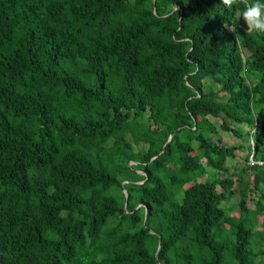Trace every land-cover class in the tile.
<instances>
[{
    "label": "trees",
    "instance_id": "trees-1",
    "mask_svg": "<svg viewBox=\"0 0 264 264\" xmlns=\"http://www.w3.org/2000/svg\"><path fill=\"white\" fill-rule=\"evenodd\" d=\"M242 11L0 0V264H264V34Z\"/></svg>",
    "mask_w": 264,
    "mask_h": 264
},
{
    "label": "clouds",
    "instance_id": "clouds-1",
    "mask_svg": "<svg viewBox=\"0 0 264 264\" xmlns=\"http://www.w3.org/2000/svg\"><path fill=\"white\" fill-rule=\"evenodd\" d=\"M228 8L243 5L242 17L249 32L264 34V0H222Z\"/></svg>",
    "mask_w": 264,
    "mask_h": 264
},
{
    "label": "rangeland",
    "instance_id": "rangeland-1",
    "mask_svg": "<svg viewBox=\"0 0 264 264\" xmlns=\"http://www.w3.org/2000/svg\"><path fill=\"white\" fill-rule=\"evenodd\" d=\"M222 135H223V137L225 138V140H226L228 143L233 144V145H242L240 140H238V139H236V138H234V137H231V136H229L228 134H224V133H222ZM243 147H245V145H243ZM245 152H246L245 150H244V151L241 150L240 152H238V155H239L240 157H243L244 154H245ZM250 161H251V160H250ZM250 161H249V164H251ZM230 163H231V162H230ZM230 163H229V164H230ZM123 183H124V182H123ZM239 200H240V195H239V194L235 195V196L233 197V199H231V200L228 201V203H227V207L230 208L231 210L235 211L236 213L239 212L237 206L235 205L236 203L239 202ZM256 229H258V227H256ZM256 241H257V240H256ZM259 245H261V243H260Z\"/></svg>",
    "mask_w": 264,
    "mask_h": 264
},
{
    "label": "water",
    "instance_id": "water-1",
    "mask_svg": "<svg viewBox=\"0 0 264 264\" xmlns=\"http://www.w3.org/2000/svg\"><path fill=\"white\" fill-rule=\"evenodd\" d=\"M177 130H179V128H177L175 131H173L172 134L169 136V138H168L166 144L163 146V149H162V151H161L160 154L163 153V151H164L165 148H166V145L171 141L172 137L174 136V134L176 133ZM153 159H155V157H154ZM130 164H135V163H134V162H131ZM130 164H129V165H130ZM124 193H125V195H126V192H124ZM124 209H125V212H127V198H126V203H125V208H124ZM146 219H147V211L145 212V217H144V221H143V227H145V225H146ZM150 233H151V234H155V233L152 232V231H150ZM158 237H159V241H158V245H157V249H156V253H155V257H156V258H157V256H158V253H159V251H160V249H161V246H162V242H161V237H160V235H158Z\"/></svg>",
    "mask_w": 264,
    "mask_h": 264
},
{
    "label": "built area",
    "instance_id": "built-area-1",
    "mask_svg": "<svg viewBox=\"0 0 264 264\" xmlns=\"http://www.w3.org/2000/svg\"><path fill=\"white\" fill-rule=\"evenodd\" d=\"M250 162H251V164H250V165H252V164L254 163V161H253L252 159H251V161H250Z\"/></svg>",
    "mask_w": 264,
    "mask_h": 264
}]
</instances>
